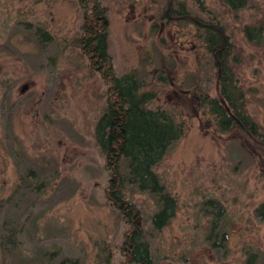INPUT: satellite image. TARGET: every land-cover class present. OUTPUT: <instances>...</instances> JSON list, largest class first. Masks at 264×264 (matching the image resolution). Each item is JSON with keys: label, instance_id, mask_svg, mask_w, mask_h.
I'll return each mask as SVG.
<instances>
[{"label": "rangeland", "instance_id": "374dc122", "mask_svg": "<svg viewBox=\"0 0 264 264\" xmlns=\"http://www.w3.org/2000/svg\"><path fill=\"white\" fill-rule=\"evenodd\" d=\"M226 25L246 108L264 136V0L231 11L199 0ZM197 0H104L109 52L118 76L134 75L147 109H163L184 128L153 171L178 203L151 237L152 264H264V139L219 131L199 97L217 96L215 69L196 28L168 5ZM76 0H0V264H123L126 228L106 199L110 181L96 126L108 86L83 55ZM138 207L144 237L154 231V196L123 186ZM123 247V248H122ZM109 253V258L106 254Z\"/></svg>", "mask_w": 264, "mask_h": 264}, {"label": "trees", "instance_id": "16d2710c", "mask_svg": "<svg viewBox=\"0 0 264 264\" xmlns=\"http://www.w3.org/2000/svg\"><path fill=\"white\" fill-rule=\"evenodd\" d=\"M89 13L82 25L80 46L92 68L100 74L108 89L105 93V108L96 126V140L104 153L106 170L110 181L106 199L120 213L121 222L130 224L126 228L123 264H152L150 240L159 234L174 219L178 211L177 200L160 182L153 168L162 161L167 149L184 132L181 124L163 109H147L144 105L154 98L153 93L137 95L142 82L134 75L118 76L113 68V57L109 52L107 10L104 0H76ZM231 11L244 9L252 0H219ZM199 17H191L184 3L168 4L160 19L170 22L173 16L193 25L201 34L206 53L218 85L217 96L199 97L200 104L208 108L219 131L239 130L252 139H264L260 127L253 121L246 108V97L233 66L236 62L235 47L227 33L226 25L215 13L208 11L202 1L197 0ZM264 31V18L257 26L244 28L249 41L260 40ZM135 186L139 192L154 196L159 210L151 217V233L144 237L138 221L139 210L135 204L123 199V186ZM123 248V247H122ZM109 253L106 258H109ZM253 256L247 260L251 264ZM44 264V263H39ZM45 264H50L46 262ZM59 264H81L78 259H62Z\"/></svg>", "mask_w": 264, "mask_h": 264}]
</instances>
